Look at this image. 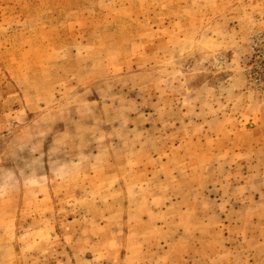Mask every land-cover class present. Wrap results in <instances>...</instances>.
Segmentation results:
<instances>
[{"label":"rangeland","instance_id":"374dc122","mask_svg":"<svg viewBox=\"0 0 264 264\" xmlns=\"http://www.w3.org/2000/svg\"><path fill=\"white\" fill-rule=\"evenodd\" d=\"M0 264H264V0H0Z\"/></svg>","mask_w":264,"mask_h":264}]
</instances>
